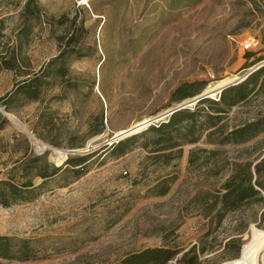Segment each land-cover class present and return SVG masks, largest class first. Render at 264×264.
Instances as JSON below:
<instances>
[{"label":"rangeland","instance_id":"1","mask_svg":"<svg viewBox=\"0 0 264 264\" xmlns=\"http://www.w3.org/2000/svg\"><path fill=\"white\" fill-rule=\"evenodd\" d=\"M262 60L264 0H0V182L36 188L0 204V237L13 240L0 264H118L155 248L178 252L167 264L188 253L198 264L239 259L264 232V204L220 211L219 200L210 212L206 203L225 193L237 165L264 156V131L210 144L205 125L197 142L171 151L151 143L152 134L123 156L112 146L118 133L167 122L220 81L239 84L259 69L250 97L218 126L227 134L264 119ZM30 80L41 84L37 100L19 91ZM192 83L206 86L172 102ZM211 107L187 110L201 108L200 124ZM78 157L88 158L82 167L67 164ZM54 169V177L37 176Z\"/></svg>","mask_w":264,"mask_h":264},{"label":"trees","instance_id":"2","mask_svg":"<svg viewBox=\"0 0 264 264\" xmlns=\"http://www.w3.org/2000/svg\"><path fill=\"white\" fill-rule=\"evenodd\" d=\"M30 3L27 7L30 11ZM62 57V56H61ZM11 69L13 66H7ZM260 69L251 73L244 82L225 89L218 101L203 99L198 102V106L208 104L212 109L211 114L204 116L205 122L198 124L196 116L200 113L201 108L197 112H190L187 109L173 113L167 122H163L158 126H151L146 131L139 135L132 136L128 139L119 141L112 146V152L116 156L126 154L134 142L143 136L152 134L151 143L155 145H163L162 150H174L179 147V141L190 139V143L197 142L203 127L207 125V139L210 144H226L232 140L233 142H242L248 138L256 136L264 131V119L248 123L240 128L233 129L229 133H225L223 126H218L227 113V110L238 106L246 101L254 90L261 74ZM19 88V91L28 100H37L39 98L40 83L39 80L25 81ZM206 84L199 85L197 83L183 84L178 87L172 94V102L180 103L186 99L195 98L201 94ZM252 86V87H250ZM6 98L0 99V102ZM215 137L220 140H215ZM161 151V150H160ZM172 153V152H170ZM169 155L161 157H169ZM87 157H78L69 159L67 164L72 167H82L86 162ZM59 169H54L51 174H37L40 178H51L57 174ZM241 172L238 173V171ZM35 188V184L31 180L23 182L21 185L15 184L13 181L0 182V204L8 206L17 200H24L28 193H31ZM222 191L225 192L221 197L216 196L210 202H207V208L210 212L216 210L220 200V211H236L245 206L264 204V156L256 163H247L245 165H237L233 176L224 184ZM166 190L161 192L165 195ZM214 217L210 218L213 220ZM224 218V214L219 212L216 217L217 226L220 225ZM12 239L8 237H0V258H10L12 249ZM27 243V242H24ZM24 253L26 249L22 250ZM178 252L168 248L147 249L124 258L118 264H167ZM25 257V256H23ZM178 264H198V259L194 254H186L181 258Z\"/></svg>","mask_w":264,"mask_h":264},{"label":"bare ground","instance_id":"3","mask_svg":"<svg viewBox=\"0 0 264 264\" xmlns=\"http://www.w3.org/2000/svg\"><path fill=\"white\" fill-rule=\"evenodd\" d=\"M240 80H243V79L238 78V77H231V78L220 81L217 85H215V87L210 89V92H208L209 97L214 98V96H216V94H218L222 88H224L230 84H233L235 82H238ZM13 121L19 129L25 130V127L21 123H19V121H16V120H13ZM148 122L149 121H143V122L139 123L138 125H136L132 130H135L134 132H139L140 130L143 129L144 125L147 124ZM124 133L125 132L118 133L117 137L123 135ZM38 143L40 144V142H38ZM61 153H63V152H61ZM63 155L64 154H62L61 156L51 155V159H52V161L53 160L54 161H57V160L60 161L61 158H63ZM263 253H264V232H262V233H259V232L256 233L255 232V237H254L253 241L251 243H249L248 245L243 247L242 252H241V257L239 259L232 261L230 263H227V264H260V262L263 258Z\"/></svg>","mask_w":264,"mask_h":264},{"label":"water","instance_id":"4","mask_svg":"<svg viewBox=\"0 0 264 264\" xmlns=\"http://www.w3.org/2000/svg\"><path fill=\"white\" fill-rule=\"evenodd\" d=\"M248 75H249V74H248ZM248 75H246V77H248ZM246 77H245V78H246ZM245 78H244V79H245ZM242 81H243V80H242ZM234 85H237V84H233V85H231V86H234ZM228 87H230V85H228V86L222 88L221 91H220V93H221L223 90L227 89ZM220 93H219V94H220ZM209 98H210V97H209V94L206 93V94L200 96L199 98L193 99L192 101H190V102H188V103H186V104H183V105L177 107L175 110L171 111V112L169 113V115L171 116L173 113H175V112H177V111L187 109V107L190 106V104H193V103L196 104V103H198L199 101H201V100H203V99H209ZM11 120H12V119H11ZM12 121H13V120H12ZM13 122H14V121H13ZM150 124H151L150 122H148L147 124H145V125H144L145 128L143 127V129L140 130L139 132H134L135 130H132V129L126 131L123 135H121V136H119V137L116 138V141H117L116 143H118L119 141H122V140L128 139V138H130V137H132V136L137 135L138 133L144 131V129H146L148 126H150ZM21 130H22V129H21ZM24 131H25V130H24Z\"/></svg>","mask_w":264,"mask_h":264},{"label":"built area","instance_id":"5","mask_svg":"<svg viewBox=\"0 0 264 264\" xmlns=\"http://www.w3.org/2000/svg\"><path fill=\"white\" fill-rule=\"evenodd\" d=\"M259 65H262V66H263V65H264V60H262V61L260 62ZM262 66H261V67H262ZM259 67H260V66H259ZM252 71H253V70H252Z\"/></svg>","mask_w":264,"mask_h":264}]
</instances>
